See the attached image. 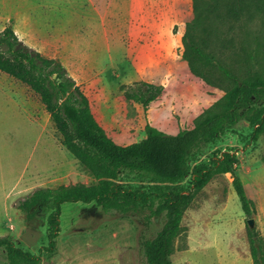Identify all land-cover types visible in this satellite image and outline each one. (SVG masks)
I'll return each mask as SVG.
<instances>
[{"label": "rangeland", "instance_id": "rangeland-1", "mask_svg": "<svg viewBox=\"0 0 264 264\" xmlns=\"http://www.w3.org/2000/svg\"><path fill=\"white\" fill-rule=\"evenodd\" d=\"M127 1L126 20V0H0V32L12 25L27 45L59 58L120 144L141 140L148 123L171 134L193 127L223 108L237 82L264 78V0H242L237 15L230 5L240 0ZM140 87L154 95L148 110L125 95ZM252 130L240 122L204 145L191 166L235 153L256 213L246 216L230 174L215 175L183 215L173 264H254L248 232L264 237V133L253 142ZM191 180L182 185L190 188ZM96 183L63 146L40 97L0 72V236L40 254L42 264H148L143 242L162 229L163 217L147 224L146 211L124 215L94 202L65 203L55 251L47 254V215L28 222L18 208L39 187ZM6 261L2 249L0 264Z\"/></svg>", "mask_w": 264, "mask_h": 264}, {"label": "trees", "instance_id": "trees-1", "mask_svg": "<svg viewBox=\"0 0 264 264\" xmlns=\"http://www.w3.org/2000/svg\"><path fill=\"white\" fill-rule=\"evenodd\" d=\"M242 4V0L231 4V13L237 15ZM193 49L199 56L211 58L203 48ZM0 72L14 77L40 97L63 146L97 181L90 186L39 187L20 201L18 208L28 222L40 213L47 215L45 253L55 251L63 205L94 202L105 212L129 215L146 211L147 224L154 217H163L162 229L144 240V255L148 264H173L171 256L182 230L183 215L194 193L217 174H230L244 213L248 217L256 213V205L238 175L239 158L235 153L224 152L212 166H191V162L204 145L221 140L242 121L253 128L250 141L259 139L264 133V78L253 76L237 82L226 93L223 108L193 127L171 134L148 123L141 140L120 144L106 133L90 99L62 61L27 45L12 25L0 32ZM149 88L145 92L141 87L132 88L125 95L148 110L154 100L153 94L148 96ZM188 176L192 177V185L185 188L182 184ZM248 238L254 264H264V237L250 228ZM2 249L7 258L3 264H42L40 254L18 247L8 236H0Z\"/></svg>", "mask_w": 264, "mask_h": 264}, {"label": "crops", "instance_id": "crops-1", "mask_svg": "<svg viewBox=\"0 0 264 264\" xmlns=\"http://www.w3.org/2000/svg\"><path fill=\"white\" fill-rule=\"evenodd\" d=\"M130 9H131V8H130V3H128V1L126 0V20L128 19V18H127L128 15H130V12H131Z\"/></svg>", "mask_w": 264, "mask_h": 264}, {"label": "water", "instance_id": "water-1", "mask_svg": "<svg viewBox=\"0 0 264 264\" xmlns=\"http://www.w3.org/2000/svg\"><path fill=\"white\" fill-rule=\"evenodd\" d=\"M254 223H255L254 219H250V220H249V225H250L251 227L254 226Z\"/></svg>", "mask_w": 264, "mask_h": 264}]
</instances>
